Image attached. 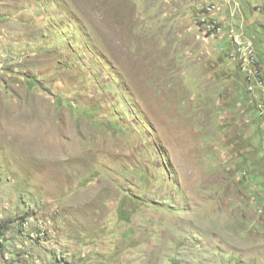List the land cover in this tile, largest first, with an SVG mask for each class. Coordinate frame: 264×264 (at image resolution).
<instances>
[{
	"label": "rangeland",
	"instance_id": "374dc122",
	"mask_svg": "<svg viewBox=\"0 0 264 264\" xmlns=\"http://www.w3.org/2000/svg\"><path fill=\"white\" fill-rule=\"evenodd\" d=\"M222 1L0 0V223L47 230L0 264H264V0Z\"/></svg>",
	"mask_w": 264,
	"mask_h": 264
},
{
	"label": "built area",
	"instance_id": "2783aa9c",
	"mask_svg": "<svg viewBox=\"0 0 264 264\" xmlns=\"http://www.w3.org/2000/svg\"><path fill=\"white\" fill-rule=\"evenodd\" d=\"M212 9H217L214 6H208L206 8L207 12L212 11ZM208 31L211 29H214L213 25H208ZM217 31L211 32V37H215L217 32H220V29H216ZM230 38L232 40V43L234 45V51H233V56L237 58V62L239 65V68L241 71L248 72L249 74H257V67L255 63V50L251 44L250 41L242 38L238 33L236 34H229Z\"/></svg>",
	"mask_w": 264,
	"mask_h": 264
},
{
	"label": "trees",
	"instance_id": "16d2710c",
	"mask_svg": "<svg viewBox=\"0 0 264 264\" xmlns=\"http://www.w3.org/2000/svg\"><path fill=\"white\" fill-rule=\"evenodd\" d=\"M218 2H219V4L216 1H211L210 6L216 7V5H219V6L224 7V5H223L224 2L222 0H218ZM217 27L220 29V32L215 33L217 35L213 38H215V41L216 40H223L224 38H226V36H224V35L220 36V34H222V32H223V29L219 26H217ZM228 31H229V33L227 34V37L229 38L230 45H231V55H229V56L232 57L233 51H234V45H233L232 40H231L230 35H229L231 30H228ZM235 33H238V32L235 31ZM210 34L211 33H209V36H211ZM257 74H259L258 68H257ZM26 218H27V215H25V214L22 216L17 215L15 219H11L9 221H6V222L4 221L3 223H0V234H2L5 229H8V225L12 224L15 220L16 224H18L15 227L19 233H22V237H24V241H27L30 243L31 240L34 241V240L42 239V238H44V236L47 235V231H44L39 225L35 226V234H34L35 237H32V234L27 233L26 228H28V226H25V224H24V222L26 221ZM42 233H44V234H42Z\"/></svg>",
	"mask_w": 264,
	"mask_h": 264
},
{
	"label": "crops",
	"instance_id": "0c3cea01",
	"mask_svg": "<svg viewBox=\"0 0 264 264\" xmlns=\"http://www.w3.org/2000/svg\"><path fill=\"white\" fill-rule=\"evenodd\" d=\"M211 1H216V2L219 4L218 0H211ZM224 7H225V6H224ZM8 228H9V225H8ZM5 230H7V229H5ZM5 230H4V231H5ZM4 231H3V233H2L1 238L5 240ZM12 231H13V230H12ZM10 238H12V239L14 238L13 234L10 236ZM23 243H24V239H23Z\"/></svg>",
	"mask_w": 264,
	"mask_h": 264
},
{
	"label": "bare ground",
	"instance_id": "6f19581e",
	"mask_svg": "<svg viewBox=\"0 0 264 264\" xmlns=\"http://www.w3.org/2000/svg\"><path fill=\"white\" fill-rule=\"evenodd\" d=\"M208 34H209V33H208ZM43 227H44V226H43ZM45 227H46V226H45ZM42 229H43V228H42ZM43 230H44V229H43ZM44 231H47V230H44ZM44 231H43V232H44Z\"/></svg>",
	"mask_w": 264,
	"mask_h": 264
}]
</instances>
